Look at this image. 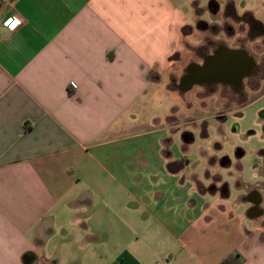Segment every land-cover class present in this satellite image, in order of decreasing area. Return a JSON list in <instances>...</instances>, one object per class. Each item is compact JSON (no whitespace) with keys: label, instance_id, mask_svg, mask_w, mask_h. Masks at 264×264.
Returning a JSON list of instances; mask_svg holds the SVG:
<instances>
[{"label":"crops","instance_id":"crops-1","mask_svg":"<svg viewBox=\"0 0 264 264\" xmlns=\"http://www.w3.org/2000/svg\"><path fill=\"white\" fill-rule=\"evenodd\" d=\"M229 1L264 28V0ZM168 2L156 58L144 0H0V264H264V172L227 207L217 175L237 148L197 154L175 109L145 115L164 92L193 107L170 85L196 42L189 6Z\"/></svg>","mask_w":264,"mask_h":264},{"label":"flooded vegetation","instance_id":"flooded-vegetation-1","mask_svg":"<svg viewBox=\"0 0 264 264\" xmlns=\"http://www.w3.org/2000/svg\"><path fill=\"white\" fill-rule=\"evenodd\" d=\"M211 20H199L193 26L184 29L185 38L193 37L196 42H184V48L190 58L181 52L174 56L176 63L182 65L180 78L175 75L170 79V85L179 91H187L199 103L203 111L212 106L224 111L232 108L243 109L248 106L250 94L255 92L264 77L263 64H259L256 54L264 51V28L254 19L250 12L238 14L234 4L227 2L223 7L218 0H211L205 10ZM204 11V12H205ZM200 35L199 37H197ZM223 113L212 117L221 123L226 118ZM236 159L245 155L241 148L233 154ZM232 155L225 154L221 161L222 169L233 165ZM264 162V150L258 152ZM255 178H263V169ZM261 187L262 182L255 184ZM240 187L241 184L237 183ZM215 185L210 190H216ZM226 197L230 195L227 183L220 188ZM252 198L258 203L264 198L256 191Z\"/></svg>","mask_w":264,"mask_h":264},{"label":"rangeland","instance_id":"rangeland-1","mask_svg":"<svg viewBox=\"0 0 264 264\" xmlns=\"http://www.w3.org/2000/svg\"><path fill=\"white\" fill-rule=\"evenodd\" d=\"M210 0H184L189 7V19L195 24L199 20L210 21L211 17L205 11L208 7ZM222 4H225L226 0H218ZM237 2L240 11L242 10L243 4L247 5L250 9H255L257 3L255 0H234ZM205 11V12H204ZM260 14L258 17L264 20V10L260 8ZM198 35L197 37H199ZM187 53V52H186ZM186 57L190 58L189 54H185ZM256 59L259 64H263L264 74V51L260 50L256 54ZM186 62L182 64L185 66ZM189 106L192 107L190 112L185 110V104L180 98L173 99L170 95L163 93L162 96L157 97L152 105V111L148 110L145 115L149 113H162L168 114L175 109L176 119L175 125L180 127L176 130H180L181 126L187 125L186 128L194 139V152L198 154L199 146L204 149L207 142L211 140L213 143H220L223 147V151L233 148H241L245 155L236 159L232 155L233 165L230 168L222 169L220 176L222 179L230 185V197L227 198L226 206L233 207L234 204L240 203V194L242 189L237 186V183H245L248 185H255L258 182H262L263 178H255V174L259 173V169L263 164V160L258 156L259 150L264 147V77L260 83L259 88L250 94L249 103L246 108H232L231 110H222L212 106V99L210 102L209 109L203 111L199 108V103L194 99L193 95L188 96ZM223 113L226 120L221 123L217 119H212L216 115ZM131 132H126L132 133ZM205 132V137H203ZM194 168L200 169V163H193ZM241 175V179H237V175ZM236 211V208H233ZM238 210V209H237ZM242 208L239 210L241 211ZM253 224L247 223V228H253Z\"/></svg>","mask_w":264,"mask_h":264},{"label":"clouds","instance_id":"clouds-1","mask_svg":"<svg viewBox=\"0 0 264 264\" xmlns=\"http://www.w3.org/2000/svg\"><path fill=\"white\" fill-rule=\"evenodd\" d=\"M144 6L149 8L150 14L155 18L154 23L145 28L148 47L151 54L159 58L165 55L169 26L175 23L174 17L178 16L179 13L172 11L168 0H144ZM182 26L183 24H180V27ZM172 54L169 53V55ZM211 183L212 181L208 180L204 185L207 187ZM217 187H220V184H217Z\"/></svg>","mask_w":264,"mask_h":264},{"label":"built area","instance_id":"built-area-1","mask_svg":"<svg viewBox=\"0 0 264 264\" xmlns=\"http://www.w3.org/2000/svg\"><path fill=\"white\" fill-rule=\"evenodd\" d=\"M16 21H20V23L16 24V23H15ZM10 22H12V23H10ZM13 24H15V26H13ZM21 24H22V21H21V20L16 19V18H12V17H11V18H7V19L4 21V26H5L6 28H8L9 30H11V31L16 30Z\"/></svg>","mask_w":264,"mask_h":264},{"label":"snow or ice","instance_id":"snow-or-ice-1","mask_svg":"<svg viewBox=\"0 0 264 264\" xmlns=\"http://www.w3.org/2000/svg\"><path fill=\"white\" fill-rule=\"evenodd\" d=\"M10 23H12V22H10ZM15 23H16V24H18V23H19V21H16ZM13 26H15V24H13Z\"/></svg>","mask_w":264,"mask_h":264},{"label":"trees","instance_id":"trees-1","mask_svg":"<svg viewBox=\"0 0 264 264\" xmlns=\"http://www.w3.org/2000/svg\"><path fill=\"white\" fill-rule=\"evenodd\" d=\"M223 264H225V263H223Z\"/></svg>","mask_w":264,"mask_h":264}]
</instances>
